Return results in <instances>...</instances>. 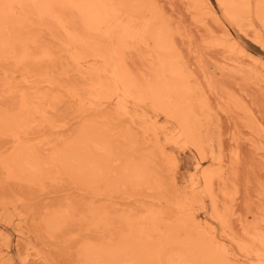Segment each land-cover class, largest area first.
<instances>
[{"label":"rangeland","instance_id":"1","mask_svg":"<svg viewBox=\"0 0 264 264\" xmlns=\"http://www.w3.org/2000/svg\"><path fill=\"white\" fill-rule=\"evenodd\" d=\"M3 1L16 23L11 35L2 36L0 113L13 121L0 123V161L25 148L44 164L38 170L42 174L31 179L8 173L0 162V259L10 258L13 264H84L86 245L118 246L132 225L153 213L158 230L149 236L135 234L131 243L166 246L164 232L183 222L190 240L204 236L207 248L224 251L232 264H264V251L250 241L254 227L264 231V25L255 16L258 0H251L249 18L241 24L226 17L216 0H208L207 8L195 0L198 12L193 0H148L172 27L168 49L192 88L205 138L200 151L176 122L149 103L97 85L112 80L117 58L107 61L97 57V50L71 45L81 32L102 36L99 41L107 45L106 35L114 30L135 45L145 14H129L115 0H50L52 16L48 13L47 18L21 9V0L0 4ZM139 46L125 49L123 62L132 73L143 68L151 78L152 71L136 55L146 56L147 48ZM133 114L147 122L146 133ZM90 124L110 129L116 143L112 171L94 172L91 186L65 175L51 156ZM129 163L146 168L132 184L121 170ZM203 173L211 175L207 187ZM213 199L222 222L211 216ZM194 220L202 230L192 225Z\"/></svg>","mask_w":264,"mask_h":264},{"label":"bare ground","instance_id":"2","mask_svg":"<svg viewBox=\"0 0 264 264\" xmlns=\"http://www.w3.org/2000/svg\"><path fill=\"white\" fill-rule=\"evenodd\" d=\"M21 1L22 3L20 6L21 9L23 10H27V11L34 10L33 12L40 13L41 14L40 16H44V17L46 16V14L49 13L48 11L51 2L50 0H34V2L33 0H31L32 2L30 3H32V5L30 3L28 4V2H25L26 0H21ZM18 2L20 3V1ZM115 2H116L115 4L118 7L119 6L122 7L125 11H128L129 14L131 13L134 15L135 13H137L138 15V13H142L143 17L144 14L147 16L144 30L142 29V32H140L139 34L136 33V36L134 38L135 39L134 41H136L135 45H131L128 42L127 35L125 33L116 34L115 30L114 33L109 34L108 37L106 35L105 39H109V44L107 43V45L106 43L104 45L99 41L98 37L102 39L103 38L102 36H98L97 38L93 36L92 38L89 37L88 34H86L87 32L85 33L86 35L81 34L82 32L80 34L76 33V35L72 38L71 43L73 44L71 45L79 46L80 48H84V49H90L92 51L97 50V54H98L97 57L100 58L99 56L100 54L102 58L105 56L107 61H111L113 58H117V60L114 63L115 68L113 67L114 69L112 73V80H108L106 84H103L104 83L103 82L102 83L103 85L99 82L97 85L103 87L107 86L111 93H113L114 89L120 90L126 97L136 100L139 103H149L156 110L163 113L167 118H169L173 122H176L179 128L182 131H184L185 135L190 139V141L193 142L194 147L198 151H200L201 149H203V143H204L203 140L205 138L202 136L200 132V127H198L197 110L195 106H193L192 88L189 85V82L183 76L180 66L178 62L175 60L176 58L174 57V53L172 55L168 49L170 44L169 43L170 35L172 31L171 30L172 27L169 26L170 23L167 20L165 21L164 17L162 18V16L160 15L163 11L161 10L162 12L160 13V11H158L159 9H157L155 6H152L150 1L148 0H115ZM201 2L204 3L205 8L209 6L208 0H201ZM216 2L218 6L221 7V10L226 15V17H229L232 21L236 22L237 24H241L249 18L248 15L250 14L249 11L251 9V4H252L251 0H216ZM255 2L256 3L254 4V11L257 14L256 13L254 14H256L255 16L258 15L261 18L262 20L261 22L264 25V0H260V1L258 0ZM4 3L5 1H3L2 4H0V54L3 52V50H5L4 43L2 41V36L4 35L5 32L6 34L7 32L9 33L10 27L12 28L13 25L16 23V22L14 23L11 20V16L9 15L10 13H8V10H6V8L8 7ZM15 3L17 4V1ZM192 6L195 9L194 11L198 12L199 5L197 4V1L193 0ZM51 9H55V7ZM85 10H88V8ZM88 11L90 12V10ZM95 12H97V9ZM95 12L94 14L97 17H99L98 13L96 14ZM94 14L92 15L94 16ZM51 16L49 13L48 17L50 18ZM4 21L6 23H4ZM84 30L85 28L83 29V31ZM125 32L128 33L127 30ZM132 32L133 30L131 29L129 33ZM66 40L67 39H65L64 42H66ZM19 41L20 40H18V42ZM139 45L140 46L143 45L147 48L146 56L139 55L136 51L135 53H137L136 54L137 58L138 60L141 61L142 66L145 68H149L152 71L153 76L151 78H148L146 76V73L144 72L143 68L140 69L138 73H132L131 72L132 68L130 70L126 69L125 63L123 62L125 49L129 48L130 50L132 49L135 50L136 47ZM99 50L100 53H98ZM72 55L73 58L76 60L77 57H75L76 56L75 53H73ZM99 81L102 80L99 79ZM125 110L127 109L125 108ZM133 115L137 116V119L140 122L139 124H142L144 129L143 131L144 133H146L147 122L143 121L142 117L139 114L138 115L133 114ZM5 116L7 115L6 114L1 115L0 113V123L5 122L8 124L9 122L13 121L10 119L9 120L6 119L8 118V116L7 117ZM138 117H140V119ZM134 119L131 118L133 122H137L134 121ZM92 123H96V122H92ZM109 131L111 130L109 129ZM109 131L106 129L104 125L98 126L97 124L96 125L94 124L93 126H91L90 124L87 127L85 126L84 128L82 127V129L78 133L76 132L77 134H75L76 136L74 137V139H72V143H70L66 149L65 148L62 150L56 149L51 151L52 160L54 161L53 165L58 167V169H63L64 174L67 175L68 177L75 178L77 179V181H81L91 186L92 184H94L93 183L95 176L94 172H99L103 170H106L104 172L112 171L111 157L112 154L115 155L114 152L116 151V143L114 140L111 139V135ZM31 150L32 149H30V151ZM121 152L122 150H120V153ZM33 153L34 151L32 152V154ZM34 155L35 156L30 155L29 151L24 148L20 150L17 154H12L8 158L2 159L0 162L2 168L8 173L22 174L25 176L24 178L32 179L36 176V174L39 173L38 170L44 164L40 157H38L35 153ZM121 156L122 155H120V157ZM135 158L136 157H134V159ZM34 165H36L35 168L38 166L36 170H34ZM145 169L146 168H144L141 164L137 165L136 163H129L128 165L126 164L121 168V170L124 172L125 179L129 184L134 183L135 180L136 182L137 180L139 181L140 178H142L141 176L143 175V173L145 174ZM41 171L42 169L40 170V173ZM210 176H211L210 174L203 173V180L205 183V187L209 185ZM104 179H105V175H104ZM144 180L146 179L144 178ZM211 202H212V209H214L212 210V215H211L212 218L222 222L223 220L222 215L215 211L216 202L214 201V199ZM158 220H159L158 218L154 217L153 213L152 214L149 213V215L145 216L144 218L142 217V220L139 219L136 224L132 225L130 233L128 234L126 239L123 237L120 245L118 246H112V244H106L97 247L90 245H86L85 247L83 246L84 248L82 250V257L85 258L84 264H232L230 260H228V258L226 257L224 251L220 252L216 248H212V247L207 248V246L205 245L206 238L204 236L200 235V237L194 240H190L189 230L185 228L183 222L182 224L177 225L181 228H178L177 226H173V225H170L169 228L167 227L168 229L166 230V232H164V236H163L169 240V244L166 246L159 245L157 247H152V245L139 241L135 242V244L131 243V240H133L135 234H137L139 237L149 236L151 231L158 230V225H159ZM262 221H264V217ZM192 225L199 228V230L203 229V226L196 223L195 220L192 222ZM262 230L263 229H261L258 226L254 227L252 233H250V241H252V244L255 243L257 246H260V249L262 248V250L264 251V231ZM180 232L183 233V236H180ZM2 240L3 238H1L0 236V246H4L2 244ZM129 242L130 244H134L132 245L131 248L128 246ZM12 261L13 260H11L10 258L1 257L0 259L1 264H13Z\"/></svg>","mask_w":264,"mask_h":264}]
</instances>
